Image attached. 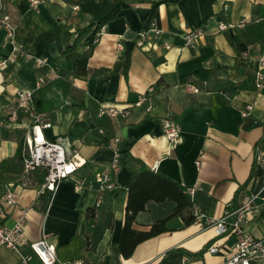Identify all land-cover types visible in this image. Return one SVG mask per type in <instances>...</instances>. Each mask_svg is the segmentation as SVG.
<instances>
[{
    "label": "crops",
    "instance_id": "0c3cea01",
    "mask_svg": "<svg viewBox=\"0 0 264 264\" xmlns=\"http://www.w3.org/2000/svg\"><path fill=\"white\" fill-rule=\"evenodd\" d=\"M0 2L16 26L14 51L0 29V196L7 188L18 196L15 205H3L0 222L11 225L25 209L26 240L45 238L63 262L152 264L172 250L163 264H224L223 251L207 249L229 246L232 239L217 236L209 225H184L178 216L170 217L165 222L169 230L138 244L127 260L118 252L119 233L127 188L137 172L173 181L201 214L213 219L262 184L264 170L255 164L254 153L263 148L264 136V0ZM116 6V15L99 26ZM220 23L233 26L219 30ZM153 24L158 35L148 32ZM192 30L202 34L195 46H186L184 34ZM141 31L147 33L137 47ZM126 43L131 44L128 51ZM25 54L46 58L47 63L37 67ZM96 69L105 72L91 76ZM199 70L201 77L180 83V77ZM258 71L262 79L256 87ZM149 88L147 100L128 116H97L100 108L132 104ZM23 90L34 91L37 113L50 123L44 137L60 143L67 157L76 153L83 163L54 192L39 188L42 169L20 174L6 169L5 160L16 153L18 139L31 123L22 112L14 123H4L17 92ZM246 104L252 109L242 117ZM166 117L178 124L181 143L171 146L164 137ZM114 137L120 139L115 145ZM114 148L120 152L112 174L115 187L95 208L87 239L80 233L82 213L98 199L100 173L109 167ZM170 212V204L148 202L132 228L146 232ZM107 213L112 215L109 229L103 228ZM263 218L249 222L245 232L262 237ZM20 251L29 254L30 264H37L27 247ZM20 258L19 251L0 246V264H20Z\"/></svg>",
    "mask_w": 264,
    "mask_h": 264
},
{
    "label": "built area",
    "instance_id": "2783aa9c",
    "mask_svg": "<svg viewBox=\"0 0 264 264\" xmlns=\"http://www.w3.org/2000/svg\"><path fill=\"white\" fill-rule=\"evenodd\" d=\"M35 5L37 0H31ZM76 8V7H75ZM3 7L0 2V29L5 32L7 42L11 46L12 51L15 50L16 26L11 21L8 13L2 11ZM74 10V9H73ZM232 24L220 23L219 30H224L232 27ZM148 32H153L158 35L160 30L153 24ZM147 32H139L135 42L137 47H141ZM200 30L188 31L184 34V42L186 46H195L197 39L201 36ZM167 47V46H166ZM121 47H119V50ZM25 60H32L35 66L45 65L46 58L35 57L30 54L23 56ZM263 61H261L262 63ZM262 74L260 71L255 74V85H261ZM189 89L193 92H198V88L194 85H189ZM38 85L36 86V89ZM152 91L149 88L146 92L137 96V99L123 108L115 106L100 108L97 116L108 114L110 117H126L130 114L133 107H139L147 100V94ZM33 90L18 91L13 105L6 114L4 123H14L19 112L26 113L31 123L24 133L21 148L20 158L22 162V171L29 173L37 169L44 171L43 181L39 188L54 192L59 182L65 177L75 172L83 163L78 158L76 153L67 157L63 146L57 141H51L44 137L43 131L50 127V123L41 120L39 114L34 110ZM251 104H246L240 110L242 117H247L251 112ZM163 135L169 145L173 146L181 143L182 134L178 124L170 117H166L162 122ZM102 132V129L99 130ZM118 137L113 138L114 145L119 143ZM119 150L113 149V157L109 167L100 173L101 185L100 191H111L115 185L112 178V171L119 164ZM254 162L264 170V136L263 148L257 147L254 153ZM197 166L199 162L195 163ZM192 191V189H190ZM17 194L7 188L0 196V216L3 214V205H15L17 202ZM101 203L100 198L95 201V206L98 207ZM25 209H20V216L11 225H5L0 222V246L19 251L21 258L20 264H30L29 254L22 253L20 250L27 247L30 254L36 259L37 264H83L82 261H59L55 247L45 238L29 242L23 235V227L25 224ZM195 225H209L214 227L216 235L225 239H232L229 246L222 244L221 246L211 245L207 251L209 253H225L224 264H264V235L260 238L254 237L245 232V227L249 222L264 217V180L262 184L248 192L244 200L237 206L227 205L221 217L213 219L205 217L195 207L191 211ZM264 221V218H263ZM264 227V223H263ZM264 229V228H263Z\"/></svg>",
    "mask_w": 264,
    "mask_h": 264
},
{
    "label": "trees",
    "instance_id": "16d2710c",
    "mask_svg": "<svg viewBox=\"0 0 264 264\" xmlns=\"http://www.w3.org/2000/svg\"><path fill=\"white\" fill-rule=\"evenodd\" d=\"M118 7H114L107 13L100 21L99 26L111 20L117 13ZM93 37V34L90 38ZM89 38V39H90ZM77 39H75V43ZM75 43L67 48L65 51H70L74 48ZM129 68V56L127 55L123 66L122 74L126 78ZM105 72V69H96L91 72V76H98ZM203 70L195 71L189 75H185L179 78L180 83H186L188 79L192 77H201ZM38 103V102H37ZM34 110L37 109L34 105ZM21 139H18L16 153L5 160L6 169L13 174H20L22 172V162L20 158ZM113 174V171H112ZM111 191H98L97 197L102 198L103 195L110 193ZM148 202L161 203L165 202L171 205V212L168 216L153 222L150 229L146 232L136 231L132 228L135 217L139 211L144 208V205ZM193 203L185 191H183L173 181L162 177L153 172H137L133 175V178L127 188L126 205L124 209L123 224L119 233L118 252L123 260H127L132 255L136 246L145 240L155 237L161 233L167 232L169 229L165 226V222L170 217L178 216L184 223L188 225L192 223L193 217L191 211L193 209ZM96 206L93 205L87 208L83 213L82 223L80 227V233L88 239V227L90 221L95 218ZM111 213L105 215L103 228L109 229L111 226ZM207 249V246L205 247ZM172 253L168 251L160 256L152 264H163L166 258Z\"/></svg>",
    "mask_w": 264,
    "mask_h": 264
},
{
    "label": "water",
    "instance_id": "95a60500",
    "mask_svg": "<svg viewBox=\"0 0 264 264\" xmlns=\"http://www.w3.org/2000/svg\"><path fill=\"white\" fill-rule=\"evenodd\" d=\"M130 46H131V44H129V43H126V51H128V50H129Z\"/></svg>",
    "mask_w": 264,
    "mask_h": 264
},
{
    "label": "rangeland",
    "instance_id": "374dc122",
    "mask_svg": "<svg viewBox=\"0 0 264 264\" xmlns=\"http://www.w3.org/2000/svg\"><path fill=\"white\" fill-rule=\"evenodd\" d=\"M36 260V259H35ZM34 262H36V261H34Z\"/></svg>",
    "mask_w": 264,
    "mask_h": 264
}]
</instances>
